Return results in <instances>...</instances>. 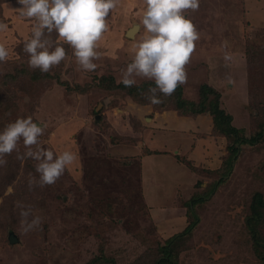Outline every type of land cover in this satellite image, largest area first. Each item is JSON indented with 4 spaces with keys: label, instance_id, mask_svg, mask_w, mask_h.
<instances>
[{
    "label": "rangeland",
    "instance_id": "374dc122",
    "mask_svg": "<svg viewBox=\"0 0 264 264\" xmlns=\"http://www.w3.org/2000/svg\"><path fill=\"white\" fill-rule=\"evenodd\" d=\"M19 7L18 1L0 5V22L8 25L0 31V44L8 50L6 62L0 63V83L4 75L22 70L25 77L19 83L28 87L20 90L15 82L4 86L8 98L3 99L1 93L0 131L17 118L30 116L44 128L38 138L40 146L56 156L71 151L76 159L55 184L29 190V180L39 179L37 162L17 159V151L4 157L0 264H91L94 258V264H152L158 246L181 232L184 224L173 223L171 216L176 212L158 221L143 213L136 159L140 151L131 147L134 139L123 145L119 135L134 137L144 127L139 121L134 131L131 118L143 119V123L150 111L160 108L153 109L150 102L140 104L126 92L104 89L100 85L107 82L99 79L111 75L119 80L121 70L131 62L133 44L145 35L143 0H119L111 12L109 29L96 49L100 59L94 61L98 64L95 72L77 71L66 44L65 60L50 72L30 69L23 45L35 21L21 18ZM186 15L200 39L185 66L183 98L197 101L200 84H212L220 91L221 107L231 114L232 124L242 129L240 134L255 135L264 129V0H200L199 10ZM133 25L138 29L128 37L126 32ZM27 74L39 81L31 82ZM143 82L154 83L138 78L139 84ZM96 112H101L100 122L95 120ZM236 145L238 158L228 186L222 184L195 206L199 222L173 264H260L253 234L264 236V210L252 228L245 220L252 195L264 198V131L258 142ZM18 151H26L22 140ZM153 192L148 186L149 204L171 206L169 196H160L162 190ZM18 203L31 208L29 219L42 218L40 228L27 234L21 231ZM178 203L185 207L182 197ZM11 233L16 242H10Z\"/></svg>",
    "mask_w": 264,
    "mask_h": 264
},
{
    "label": "clouds",
    "instance_id": "9594fccd",
    "mask_svg": "<svg viewBox=\"0 0 264 264\" xmlns=\"http://www.w3.org/2000/svg\"><path fill=\"white\" fill-rule=\"evenodd\" d=\"M145 8L141 23L145 35L133 44L134 56L121 70L116 81L126 88L138 85L140 80H152L155 87L141 93L152 105L163 103L161 97L172 96L176 89L187 82L185 66L195 51L199 32L192 20L186 15L196 12L200 0H143ZM18 14L21 18L34 20L31 37L23 45L28 54V66L32 70L48 73L66 58L63 45L72 49L77 71L95 72L100 59L97 52L98 42L109 26L107 19L119 4V0H18ZM8 25L0 22V31ZM55 33V38H53ZM8 50L0 44V63L6 62ZM225 59H229L225 55ZM44 128L34 122L32 117L17 118L0 131V166L7 164L4 158L17 151V159L36 161L35 172L39 179H30L29 190L34 186L43 188L56 183L66 167L75 162L71 151L58 156L53 151L39 145L38 138ZM26 151L20 154V141ZM33 146H36L33 149ZM21 209L20 228L25 234L42 225L40 216L31 215V208L17 204Z\"/></svg>",
    "mask_w": 264,
    "mask_h": 264
},
{
    "label": "crops",
    "instance_id": "0c3cea01",
    "mask_svg": "<svg viewBox=\"0 0 264 264\" xmlns=\"http://www.w3.org/2000/svg\"><path fill=\"white\" fill-rule=\"evenodd\" d=\"M149 113L151 116L144 117L143 123V119H137L144 127L142 131L135 132L134 137L131 134H120L123 139L121 143L124 145L129 141L126 137H131L134 139L133 143L136 142L131 147L140 151L137 152L136 159L140 172L139 190L145 206L143 213L158 221L160 216H171L176 212L175 217L171 216L173 223L178 226L184 224V229L187 225L186 207L178 203L179 198L182 197L184 202L190 198L196 190V181L206 176L203 169H213L222 164V159L227 155L226 139L212 134L213 123L209 113L195 116H181L174 110H152ZM147 119L150 123L146 122ZM139 143L141 145L138 146ZM123 149L124 147L121 148ZM181 158L184 162L180 161ZM187 179L190 180L187 182ZM206 183L207 180H204L201 186L204 187ZM148 186L153 188L154 194L162 190L160 196H169L171 206L149 204Z\"/></svg>",
    "mask_w": 264,
    "mask_h": 264
},
{
    "label": "trees",
    "instance_id": "16d2710c",
    "mask_svg": "<svg viewBox=\"0 0 264 264\" xmlns=\"http://www.w3.org/2000/svg\"><path fill=\"white\" fill-rule=\"evenodd\" d=\"M11 1H18V0H0V5ZM23 77H25V75H23L22 70L15 72V74L10 75V77L4 75L3 80L0 83V87H1L0 95L3 94L2 95L3 99L8 98L4 86L10 85L13 82H15L20 90H24L28 87V86L27 87L22 86V84L20 85L21 79H23ZM27 77L31 82L39 81L36 77L34 78V76L31 75L28 76L27 74ZM99 79L102 83L107 82V84H101L100 87L111 91L118 90L121 93L126 92L134 101L140 104H145L149 102L144 98L143 95H141V93H147L150 87H155L152 86L154 85V83L143 82L140 84L138 83V85L136 86L126 88L123 84H117L111 75L108 76L103 75L100 76ZM58 81L59 83L63 84L62 80H58ZM29 88H30V83H29ZM198 91H199V99L197 101L188 100L183 98L182 88L181 86H179L176 89L175 93L171 96V98L161 97V99H163L164 102L159 105H153L152 108L154 109L158 107L160 108L159 111L174 110L178 115L181 116H195L198 114L209 113L212 117V123H213L212 134L223 136L226 139L225 149L227 151V155L225 158L222 159V164L219 165L218 167L213 169H209V168L203 169L206 176H203L202 179H198L196 181V183L194 184V186H197L196 188H194L196 190L192 193L190 198L187 201H185L186 216H187L186 227L181 232L167 238L164 241L163 245L158 246L157 250L159 254L157 258L154 257V261L152 264L175 263L174 260H176V258L178 257L180 251L182 250L181 248H183L186 245V243L190 240L193 229L196 226V224L199 222V218L197 216L195 206L202 203L205 199V196H208L211 192L216 191L217 188H220L222 184L223 185L227 184L228 186L229 178L232 174L231 170L234 171V167L238 158L237 152L239 148L236 145V143L241 142V143L254 144L260 140L264 131V129H260L255 135L249 138L244 137L243 135L240 134V131H242V129L237 128L232 124L231 114L227 113L221 107L220 91H218L212 85L207 83L200 84ZM171 100H173L174 104L172 103ZM102 106L103 103L99 105V108H102ZM96 113L97 114L95 115V120L96 121L98 120V122H100L102 120L101 112L99 113L96 112ZM131 121L134 130L138 129L140 126L138 123L139 121L137 119L135 120L134 118H131ZM126 139H129L130 141L131 137H126ZM126 139L124 138V141H126ZM181 161L184 162L182 158ZM203 180H207L206 183L207 185H205L204 187L201 186V182H203ZM143 208H144L143 211H145V206ZM263 210H264V198L261 196V194L254 193L251 197V201L249 205V214L245 220L247 227L252 228L253 226H255V224L258 221V218L262 217ZM253 236H254L253 245L255 247L254 252L256 253V258L259 260L260 264H264V236H257L255 234H253ZM95 259L97 258L92 259L90 263L94 264L95 262H93V260Z\"/></svg>",
    "mask_w": 264,
    "mask_h": 264
},
{
    "label": "water",
    "instance_id": "95a60500",
    "mask_svg": "<svg viewBox=\"0 0 264 264\" xmlns=\"http://www.w3.org/2000/svg\"><path fill=\"white\" fill-rule=\"evenodd\" d=\"M137 29H138V26L133 25L131 28H129V29L127 30V32H126L127 36H128V37L133 36V35H134V32H135ZM9 238H10V239H9L10 242H16V241H17V238L14 237V236L12 235V233H11V235L9 236Z\"/></svg>",
    "mask_w": 264,
    "mask_h": 264
}]
</instances>
